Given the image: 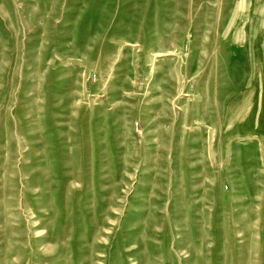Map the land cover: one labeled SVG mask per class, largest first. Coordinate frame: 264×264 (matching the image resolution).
Here are the masks:
<instances>
[{"label": "rangeland", "instance_id": "obj_1", "mask_svg": "<svg viewBox=\"0 0 264 264\" xmlns=\"http://www.w3.org/2000/svg\"><path fill=\"white\" fill-rule=\"evenodd\" d=\"M0 264H264V0H0Z\"/></svg>", "mask_w": 264, "mask_h": 264}]
</instances>
